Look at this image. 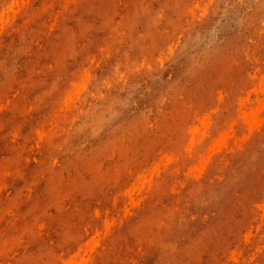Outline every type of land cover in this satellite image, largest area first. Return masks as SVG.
Listing matches in <instances>:
<instances>
[{
	"label": "rangeland",
	"instance_id": "374dc122",
	"mask_svg": "<svg viewBox=\"0 0 264 264\" xmlns=\"http://www.w3.org/2000/svg\"><path fill=\"white\" fill-rule=\"evenodd\" d=\"M0 264H264V0H0Z\"/></svg>",
	"mask_w": 264,
	"mask_h": 264
}]
</instances>
